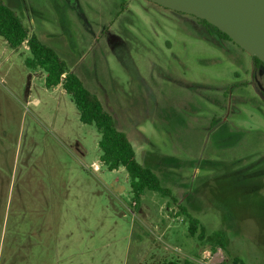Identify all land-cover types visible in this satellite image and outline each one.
Masks as SVG:
<instances>
[{"label": "rangeland", "instance_id": "rangeland-1", "mask_svg": "<svg viewBox=\"0 0 264 264\" xmlns=\"http://www.w3.org/2000/svg\"><path fill=\"white\" fill-rule=\"evenodd\" d=\"M3 1L175 200L148 190L135 203L125 170L100 161L95 126L25 66V44L0 36V264H230L229 253L264 264V68L149 0ZM188 215L227 250L191 236Z\"/></svg>", "mask_w": 264, "mask_h": 264}, {"label": "trees", "instance_id": "trees-1", "mask_svg": "<svg viewBox=\"0 0 264 264\" xmlns=\"http://www.w3.org/2000/svg\"><path fill=\"white\" fill-rule=\"evenodd\" d=\"M200 20L207 23L203 19ZM210 26L217 35L230 39L214 25L210 24ZM0 36L12 49H17L25 44L28 51L24 58L25 66L29 69H41L45 73L44 85L46 88L60 85L78 110L79 120L95 126L99 133L100 161L109 170L120 167L125 170L135 203H138L141 196L148 190L175 200L171 189L162 184L154 169L146 163L138 161L134 146L127 133L117 127L113 115L104 107L98 95L84 85L82 79L68 67L66 61L53 47L46 44L35 33H30L17 12L3 0H0ZM251 58L253 67L264 68L261 60L255 56H251ZM214 195L218 198L217 193ZM223 202L228 203L227 200H223ZM180 207L187 213L185 207ZM188 218V231L191 236L196 234L199 239L205 238L211 245L227 250L226 237L223 233L217 232L205 236V229L200 226V232L197 234L199 220L191 215H188ZM229 255L230 264H245L239 256L230 253ZM165 264H179V262L169 260Z\"/></svg>", "mask_w": 264, "mask_h": 264}, {"label": "water", "instance_id": "water-1", "mask_svg": "<svg viewBox=\"0 0 264 264\" xmlns=\"http://www.w3.org/2000/svg\"><path fill=\"white\" fill-rule=\"evenodd\" d=\"M214 25L264 64V0H149Z\"/></svg>", "mask_w": 264, "mask_h": 264}, {"label": "flooded vegetation", "instance_id": "flooded-vegetation-1", "mask_svg": "<svg viewBox=\"0 0 264 264\" xmlns=\"http://www.w3.org/2000/svg\"><path fill=\"white\" fill-rule=\"evenodd\" d=\"M199 21H201L200 19H198ZM201 23H203V24H205L206 25V29L211 33V34H213V32L217 35V33L214 31V29L210 26V24L209 23H204V22H202L201 21ZM218 37H220V38H222V39H227V38H225L224 36H222V35H217ZM228 40H231V39H228ZM232 41V40H231ZM233 42V41H232ZM234 43V42H233ZM254 69H256V70H258V69H261V67L260 66H258L257 68H255V67H253Z\"/></svg>", "mask_w": 264, "mask_h": 264}, {"label": "built area", "instance_id": "built-area-1", "mask_svg": "<svg viewBox=\"0 0 264 264\" xmlns=\"http://www.w3.org/2000/svg\"><path fill=\"white\" fill-rule=\"evenodd\" d=\"M97 168H98V165H97V164H95V165H94V169H97Z\"/></svg>", "mask_w": 264, "mask_h": 264}, {"label": "crops", "instance_id": "crops-1", "mask_svg": "<svg viewBox=\"0 0 264 264\" xmlns=\"http://www.w3.org/2000/svg\"><path fill=\"white\" fill-rule=\"evenodd\" d=\"M58 86H59V85H58ZM58 86H57V87H58Z\"/></svg>", "mask_w": 264, "mask_h": 264}]
</instances>
